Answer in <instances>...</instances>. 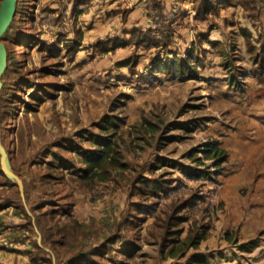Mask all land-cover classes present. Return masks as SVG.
Instances as JSON below:
<instances>
[{
  "label": "rangeland",
  "instance_id": "1",
  "mask_svg": "<svg viewBox=\"0 0 264 264\" xmlns=\"http://www.w3.org/2000/svg\"><path fill=\"white\" fill-rule=\"evenodd\" d=\"M72 1L15 0L13 16L1 25L7 70L0 81V167L3 159L22 189L16 178L15 187L0 184V203L18 192L31 219L40 224L37 236L44 239L43 225L68 226L66 243L104 245L101 264H191L200 255L208 264H257V256L240 246L250 240L263 246L264 225L247 236L240 225L245 213L253 214L251 207L243 210L239 225L229 215L232 203L261 198L264 187V0H229L227 6L216 4L223 0H206L212 13L205 3H194L192 11L199 8V14L197 20L192 12L187 18L189 33L160 41L162 46L168 40L171 51L153 45L102 51L89 42L76 48ZM83 6L77 23L79 16L88 21L94 8ZM171 14L179 22L187 17L179 10ZM156 18L153 25L160 23ZM194 21L205 22L206 28L189 44L184 37L193 38ZM90 29L85 27L87 37ZM192 44L199 63L187 61L185 68L195 77L156 72L159 60L183 58ZM110 120L118 124L114 135L125 167L104 166L82 178L85 155L98 149L92 138L112 132L104 130ZM209 142L225 151V163L216 166L204 159L202 148ZM49 151L71 163L68 171L53 173L56 180L43 177L56 158ZM195 172L200 176L190 175ZM236 180L241 190L232 183ZM25 182L32 185L28 191ZM14 207L0 210V218L24 222L19 203ZM142 207L144 212L138 211ZM253 217L261 219L257 212ZM253 224L247 225L250 231ZM3 229L2 244L7 231L11 240L18 239L7 246L29 241L22 227L13 229L14 236ZM189 234H203V242L181 253ZM212 237L224 238L228 246L217 242L213 247ZM59 252L68 258V252Z\"/></svg>",
  "mask_w": 264,
  "mask_h": 264
},
{
  "label": "trees",
  "instance_id": "2",
  "mask_svg": "<svg viewBox=\"0 0 264 264\" xmlns=\"http://www.w3.org/2000/svg\"><path fill=\"white\" fill-rule=\"evenodd\" d=\"M75 1V3H74ZM211 0H208L210 2ZM229 0H223L221 2L216 1V4H221L227 6ZM73 6L74 10H72L71 13V19H72V31L73 34L76 36L73 40V44L75 45L76 48H81L82 47V37H83V32L80 26H78L77 23V13L79 12L78 8L80 5L88 4L90 3V0H73ZM206 0H194V3H205L204 4V9H207L209 7V12L212 13V8ZM211 3V2H210ZM195 5V4H194ZM152 8L155 9L160 17V27L159 28H154V29H149L147 31L150 32H145L141 28H132V29H124L123 30V35L122 36H113L112 38H106V39H99L94 42V46H102L104 50H114L115 47L117 46H123V47H128V46H134L137 48H148L150 45L155 46L157 49H164L166 51H171L170 50V44L169 41L167 40L166 43H164L162 46L159 45L161 39H170L172 40V35H173V30H172V24L173 22L168 21L164 18V13H163V8L159 0H153ZM17 12V10H16ZM210 13H205L204 17L207 16V14ZM127 11L123 12L122 15L124 17L126 16ZM199 14V8L197 10L194 9V16L195 19L197 18V15ZM166 32L168 36H166ZM66 35V34H64ZM126 35H128L126 37ZM69 36L66 37V42H68ZM64 43V44H65ZM111 43V46H108V44ZM72 45V44H71ZM194 44L191 45L189 51L185 54V58L181 57H175L172 59L171 63H168L169 60H159L156 64L157 67H160V69H156V72L160 73L163 71H167V73H170L171 78L173 77H181V78H191L195 77L192 76V74L185 68V62L189 61L192 66L199 63L198 57L196 55L197 50ZM10 60V57L9 59ZM7 62V59H6ZM166 67V68H165ZM7 66H5V69L3 71V74L0 76V81L2 83V78L6 75V69ZM192 69V68H191ZM193 71V70H192ZM195 72V71H194ZM229 81V80H228ZM2 86V84H1ZM2 88V87H1ZM16 96V95H15ZM118 127V124H116L114 121L110 120L107 122V127L104 128V130H109L113 129L112 136L108 135L104 137H99L95 136L92 138L93 143L98 147L96 150V153H93L92 156H86L85 155V164L87 165V170L85 173L82 175V178L86 176L88 172H92L94 169H103L104 166H107L106 169H122L125 167V164L121 161V154L119 151L118 147V141H115V135L116 134V128ZM203 153H204V159L212 160L215 162L216 166H220L221 164L226 162V153L225 151H221L218 149V144L216 142H209L205 145V147L202 148ZM47 154H50L53 158H55L54 161H51L48 169H50V173H46L43 177H48L50 179L56 180L54 177L53 173L60 172V171H68L71 168V163L68 162L66 159L62 157L56 156V154L52 153L51 151L47 152ZM57 161V162H56ZM195 161H199L198 159H195ZM190 175H195V176H200L199 172H195V174H190ZM206 175V174H203ZM0 176H2L4 179L0 181V184L8 186V187H15L17 186L16 180L11 177L10 175L6 174L3 169L0 167ZM99 176V179L104 180L106 179L107 176L104 174H99L96 175V177ZM202 176V175H201ZM140 182L144 183L143 185L147 188L148 193L151 192L149 191L150 184L146 185L144 180H141ZM31 185L30 182H25V190L28 191L31 188L29 187ZM32 186V185H31ZM153 192L158 189L156 186L155 182H153ZM48 197H52V194H47ZM27 202L30 203L31 197L28 196L27 194ZM2 202L0 204V208H5V207H14V205L18 202L19 207L16 208L20 210L21 212L24 213V216L28 222V227L29 231L31 233V245H32V250L30 252V256L32 261L35 264H52V257L55 258V264H101L99 258L101 257V253H103L105 250L104 245L101 244L100 246H93V244L88 247H82L80 246L81 243L74 242L73 245H70L66 243V236L69 235V233L65 234V231L68 230V226H59L58 224L52 228L51 226H42L41 231L43 232L44 239L41 241L42 246H40L37 243V233L35 232V229L32 225V219L27 213L25 207L23 206V201L22 198L20 197L19 193L17 192L15 196L9 195V196H4L1 200ZM26 202V201H25ZM26 202V204H27ZM29 207V205L27 204ZM15 208V207H14ZM144 207L139 209L138 211L144 212ZM42 223V222H41ZM37 226L39 224L38 221L35 222ZM39 229V227H38ZM41 231L39 229V232L41 234ZM59 237V238H56ZM112 238H108L106 241L109 242ZM204 239L203 234H200L199 236H192V234H189L186 236L185 240L182 243V250L183 251L189 249V248H197L198 245L200 244L201 240ZM230 240V239H229ZM175 241V240H172ZM80 244V245H79ZM83 245V244H82ZM174 247V246H173ZM173 247L169 250V255L172 256L175 254ZM242 251H252L257 247V243L255 240H250L246 242V244H242L241 246ZM99 248V249H98ZM60 251L63 252H68L69 256L67 259H63V257L60 254ZM126 250L125 252H127ZM128 253H130L128 251ZM191 264H207L206 258L203 256L196 257L192 260Z\"/></svg>",
  "mask_w": 264,
  "mask_h": 264
},
{
  "label": "crops",
  "instance_id": "3",
  "mask_svg": "<svg viewBox=\"0 0 264 264\" xmlns=\"http://www.w3.org/2000/svg\"><path fill=\"white\" fill-rule=\"evenodd\" d=\"M164 13V18L168 21L173 22L172 24V30L173 35L172 39L175 40L178 39L177 35L183 34L184 36L189 33V26L186 25V22H189L187 18H191L192 13L194 15V12L192 11V6L194 4V0H159ZM90 3L92 4L93 11H91L89 14H87V20L81 19L80 16L78 18V26L81 27L83 32V41L84 43H91L94 44L95 41L99 39H106V36H122L124 29H132V28H141L143 31H146L147 29H153V27L159 28L160 23H154L152 22V18L157 19L156 17H159L157 11L152 8L153 0H90ZM83 5H80L78 9L83 8ZM91 7V8H92ZM125 9L127 11L126 16L122 15V10ZM179 10L181 13H186L187 17L183 18V21L180 18L175 19L173 18V15L171 14V11H177ZM192 12V13H191ZM82 15V14H81ZM153 15V16H151ZM183 15V14H182ZM197 20V19H196ZM205 22L201 21H194L193 27L191 28L193 30V38L190 37H184V39L190 44V42L193 41L196 35L204 33V30L206 28ZM190 25V24H189ZM85 27H88L92 30L93 34L90 36V33L88 34V37L85 31ZM72 34L73 31L71 30ZM166 33V32H163ZM167 34V33H166ZM165 34V35H166ZM128 35H126L127 37ZM176 37V38H175ZM183 46L184 51V41L181 43ZM87 45V44H85ZM180 48V46H179ZM188 48V47H187ZM186 48V49H187ZM237 190H241V187L239 186L238 180L232 182ZM242 186V185H241ZM259 195V193H257ZM261 198H257L253 200L252 198L249 199V201H243L241 200L237 205L233 204L234 209L230 216V221L233 223V225H239L240 219H242L243 216V210L246 208V206L251 207V212L253 214L245 213L246 219L243 220L241 226L240 233L244 235H252L255 233L258 227H260V224L264 225V187L261 189L260 193ZM9 207L0 208V210L7 209ZM11 208H14L11 206ZM20 211V210H19ZM21 212V211H20ZM240 213V215L237 214ZM256 212L260 214L261 219L257 220L254 219L253 215H256ZM23 215L24 213L21 212ZM242 213V214H241ZM255 213V214H254ZM242 215V216H241ZM249 215V216H248ZM248 216V217H247ZM5 222L2 218H0V223ZM246 222V223H245ZM253 224L254 231H250V226H247L248 223ZM5 227L0 226V230H7L3 228H8L9 231H11L12 235L15 234L18 235V233H13V229L15 228H24V233L21 235H27L29 237V241L25 246L14 248V246H7L11 241H18V239H12V237L9 236L8 231L6 233H3L5 236V243H0V264H13V262L23 263V259H26V264H35L30 256V252L33 249L31 245V233L29 231L28 222L26 219H24V222L22 223H14V221L5 222ZM32 225L35 229V232L38 234L37 227L35 224V221L32 219ZM20 235V234H19ZM20 235V236H21ZM37 243L42 246L41 243V235L37 236ZM241 241L245 240L243 239V236H241ZM247 239V238H246ZM211 240V245L213 247L217 246V242H220L222 245L225 246V248L228 246L227 241L223 239H215L214 237L209 238ZM203 242V241H202ZM201 242V244H202ZM13 245V244H12ZM43 247V246H42ZM221 249L217 250L219 253ZM227 252L231 251L229 249H226ZM252 255L257 256L259 262L257 264H264V245L263 246H257L255 249L250 251ZM17 254L19 256H17ZM217 254V253H216ZM201 256V255H200ZM206 258L207 264L208 258L205 255H202ZM21 262H19V258ZM235 261H232L234 263ZM52 264H55V258L52 257Z\"/></svg>",
  "mask_w": 264,
  "mask_h": 264
},
{
  "label": "water",
  "instance_id": "4",
  "mask_svg": "<svg viewBox=\"0 0 264 264\" xmlns=\"http://www.w3.org/2000/svg\"><path fill=\"white\" fill-rule=\"evenodd\" d=\"M1 5H2V9H1V13H0V29H1V25L3 23L5 24V22L7 21V18H9L12 15V12L14 14L15 9L13 11V8L15 7L14 6L15 5V0H4V2ZM4 67H5V48L0 44V74H1V72H3ZM2 160H1V163H2L3 171L6 174H8V175H10L11 177L14 178L13 173L8 169V167L5 165V162H3ZM15 178L17 179L19 188L21 190L22 189V184L19 181V178H17V177H15Z\"/></svg>",
  "mask_w": 264,
  "mask_h": 264
},
{
  "label": "bare ground",
  "instance_id": "5",
  "mask_svg": "<svg viewBox=\"0 0 264 264\" xmlns=\"http://www.w3.org/2000/svg\"><path fill=\"white\" fill-rule=\"evenodd\" d=\"M57 162V161H56Z\"/></svg>",
  "mask_w": 264,
  "mask_h": 264
}]
</instances>
